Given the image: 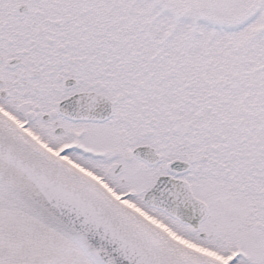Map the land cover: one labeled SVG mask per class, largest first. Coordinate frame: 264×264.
Listing matches in <instances>:
<instances>
[{
    "label": "snow or ice",
    "instance_id": "snow-or-ice-1",
    "mask_svg": "<svg viewBox=\"0 0 264 264\" xmlns=\"http://www.w3.org/2000/svg\"><path fill=\"white\" fill-rule=\"evenodd\" d=\"M0 264H264V0H0Z\"/></svg>",
    "mask_w": 264,
    "mask_h": 264
}]
</instances>
